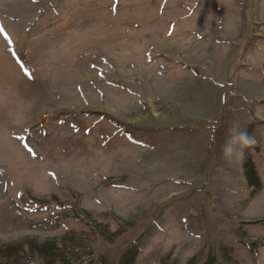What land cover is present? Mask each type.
<instances>
[{
	"label": "rangeland",
	"instance_id": "obj_1",
	"mask_svg": "<svg viewBox=\"0 0 264 264\" xmlns=\"http://www.w3.org/2000/svg\"><path fill=\"white\" fill-rule=\"evenodd\" d=\"M43 241L264 264V0H0V246Z\"/></svg>",
	"mask_w": 264,
	"mask_h": 264
},
{
	"label": "trees",
	"instance_id": "obj_2",
	"mask_svg": "<svg viewBox=\"0 0 264 264\" xmlns=\"http://www.w3.org/2000/svg\"><path fill=\"white\" fill-rule=\"evenodd\" d=\"M243 163L245 164V158L243 159ZM247 175L254 185L258 186L254 173L247 172ZM84 250L85 246L81 247L78 244L72 243L62 242L58 244L55 241H43L41 243L29 242L27 246V255L36 256L40 259V264H73L76 261H78V264H92L93 262L91 259L83 262L79 261L78 253ZM136 252L137 246L134 241L131 246L122 253L116 264H134ZM22 253H24V247L20 243L0 246V259L7 263L10 261V264H19L20 258L18 254L23 255ZM202 264H214V262L213 259L210 258Z\"/></svg>",
	"mask_w": 264,
	"mask_h": 264
},
{
	"label": "clouds",
	"instance_id": "obj_3",
	"mask_svg": "<svg viewBox=\"0 0 264 264\" xmlns=\"http://www.w3.org/2000/svg\"><path fill=\"white\" fill-rule=\"evenodd\" d=\"M254 136L249 135L246 129H242L238 122H233L228 130V138L222 146V156L225 160L242 161L245 156L244 149L256 145Z\"/></svg>",
	"mask_w": 264,
	"mask_h": 264
},
{
	"label": "snow or ice",
	"instance_id": "obj_4",
	"mask_svg": "<svg viewBox=\"0 0 264 264\" xmlns=\"http://www.w3.org/2000/svg\"><path fill=\"white\" fill-rule=\"evenodd\" d=\"M26 74H27V72H26Z\"/></svg>",
	"mask_w": 264,
	"mask_h": 264
}]
</instances>
